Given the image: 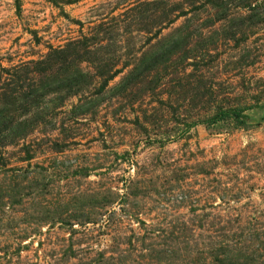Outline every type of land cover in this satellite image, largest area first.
I'll return each instance as SVG.
<instances>
[{
    "label": "rangeland",
    "instance_id": "1",
    "mask_svg": "<svg viewBox=\"0 0 264 264\" xmlns=\"http://www.w3.org/2000/svg\"><path fill=\"white\" fill-rule=\"evenodd\" d=\"M262 1L0 0V264H264Z\"/></svg>",
    "mask_w": 264,
    "mask_h": 264
},
{
    "label": "trees",
    "instance_id": "2",
    "mask_svg": "<svg viewBox=\"0 0 264 264\" xmlns=\"http://www.w3.org/2000/svg\"><path fill=\"white\" fill-rule=\"evenodd\" d=\"M262 3L264 4V0L262 1ZM247 9L249 11H251V7H252V2L251 3H248L247 5ZM248 16L251 18L252 16V13L248 14ZM172 21V20H171ZM157 63H159V59H156L155 61H151L147 66H151V65H156ZM145 69H148L147 67ZM23 95V94H22ZM25 96V94L23 95ZM231 113H229V111H218L217 112V115L215 116H212V118H210L212 121L216 120V119H220V118H223V117H227V116H232L234 118V122L235 123H240L241 121L238 120V114L240 113L238 110H230ZM2 124V123H1ZM2 129H7L9 132L8 135H12V132L17 129L18 130V127H12L10 126V124H2L1 126ZM5 135V134H4ZM6 136V135H5Z\"/></svg>",
    "mask_w": 264,
    "mask_h": 264
}]
</instances>
